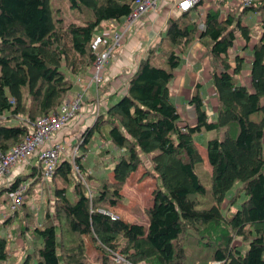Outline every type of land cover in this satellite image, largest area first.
<instances>
[{
	"label": "trees",
	"instance_id": "1",
	"mask_svg": "<svg viewBox=\"0 0 264 264\" xmlns=\"http://www.w3.org/2000/svg\"><path fill=\"white\" fill-rule=\"evenodd\" d=\"M132 1L67 0L81 16L77 22L55 15L50 0H0V151L21 141L41 116L57 110L73 78L78 81L92 70L93 34L101 23L127 15ZM251 12L258 14L257 38L240 20ZM234 13L221 19L218 10L208 9L201 30L195 7L176 17L167 15L159 41L144 50L122 95L84 129L74 143L78 147L73 158L63 157L47 181L40 163H34L0 186L1 197L25 180L26 192L32 184L53 182V212H43L40 224L21 222L33 244L18 264H113L105 257L107 248L116 249L120 239L118 250L133 264H264V0L241 6L237 18ZM194 38L208 43V57L219 63L209 81L216 99L214 116L208 117L202 84L195 82L186 100L194 110L190 122L169 86ZM237 38L240 50H249L248 84L237 76L244 56L228 60ZM160 53L163 62H155ZM104 124L110 143L119 149L110 177L88 154L92 138L103 137ZM206 131L216 134L201 143L210 169L208 198L200 179L203 154L198 145ZM143 157L157 186L144 209L145 227H132L112 207ZM236 183L239 190L228 194ZM101 203L111 206L106 208L116 219L98 210ZM17 210L0 226V264L9 256L5 227ZM85 236L102 256L89 259ZM236 237L246 243L244 250L234 243Z\"/></svg>",
	"mask_w": 264,
	"mask_h": 264
},
{
	"label": "rangeland",
	"instance_id": "2",
	"mask_svg": "<svg viewBox=\"0 0 264 264\" xmlns=\"http://www.w3.org/2000/svg\"><path fill=\"white\" fill-rule=\"evenodd\" d=\"M230 2L231 0H227ZM52 8L54 10L55 15L60 16L61 19L64 21H70V20H77L79 22L81 20L80 14H78L75 11H72L71 8L68 5L67 0H50ZM201 8L203 13L205 14V11L208 9L218 10L219 11V17L225 18L227 13H234L235 17L237 18L240 11H241V4L238 3V1H235L233 3H224L221 0H201L200 2ZM171 16L176 17L178 14L169 13ZM258 16L257 13H248L244 14L240 17V20L242 23L247 24L250 29V34L253 38H257V35L259 33V26L257 24L258 19L254 18L255 16ZM200 13H198V16L196 18L197 23L203 18H200ZM157 24V23H156ZM156 27V25L149 26L147 29L150 31V29ZM198 30H200L198 28ZM148 31V32H149ZM149 34V33H148ZM197 36V35H196ZM195 36V37H196ZM153 39L149 36V41ZM148 41V42H149ZM154 43H148L149 47H153L157 44V38L152 40ZM193 44V46H192ZM236 44V43H235ZM208 47L209 44H204L198 38H194L191 40V42L187 45L185 48V51L181 54V62L177 69L175 70V76L170 82V90H172V93L174 95V100L176 102V106L178 107L179 111H181L184 118L187 117V119L190 122L194 121V110L193 107L185 102L189 95L193 92V88L195 85V82H202L206 80V83L201 88V94L204 95L206 98V111L208 113L209 118H213V109L215 111L216 106V99L213 94H210L213 92V88L210 86V74L212 71L216 70L218 68L217 64L213 63L216 62L209 58L208 54ZM190 50H193L194 54L189 53ZM239 47L230 48L228 50V60L233 63V56L235 54H240L241 56H244V66L243 69L238 73L239 79H241L243 82L248 83V55L246 52H242V50ZM156 53V51H155ZM164 60V55L160 53V56L154 60L158 63H162ZM249 63V62H248ZM185 79V84L182 85V81ZM192 82L191 85L189 83ZM105 84L102 86L104 87ZM208 86V89H206ZM107 90L102 88V92H106ZM108 94V93H106ZM68 95H72L70 92ZM262 102L264 101V97L261 99ZM96 118H94L93 122ZM93 122L88 125L87 127L91 126ZM107 125L104 124L101 127V133L103 137H99L95 135L92 140L89 143V156L92 155L91 162L92 164H95L96 168H99V170H103L107 177H110L111 175V169L113 166V159L119 154V149L112 146V144L107 141L106 146L107 149L98 150V152H95V144H97L99 141H104V139H107ZM221 135V134H219ZM215 132L212 131H206L203 133V136L198 137V145L200 150L203 154V162L201 165V182L202 184L208 189L207 198L210 195L209 189H210V169L207 162V156L205 153V150L203 146L201 145L203 138H211L215 137ZM74 142V141H73ZM71 141V143H73ZM66 156V155H65ZM62 156V157H65ZM73 158V156L68 154V156ZM142 158V157H141ZM19 167V166H18ZM17 168V165L14 167ZM18 173L14 176L17 177L18 175L23 173V170L25 169L22 165L19 167ZM76 170V168H75ZM76 174L79 176L78 172L75 171ZM25 174V173H23ZM6 175L0 176V186L7 184L9 181L5 178ZM13 179V178H12ZM81 179V178H80ZM82 180V179H81ZM26 181V180H25ZM27 182V181H26ZM50 186L48 185H42V184H32V188L29 189L28 192L23 191V202L21 206L17 207V211L14 214V216L11 218L10 222L5 227V234L8 238V259L6 260V264H18L25 252L30 249L32 246V240L29 239L30 234L23 232L22 230V221H25L27 224H40L42 221V215L43 212L48 211L50 213L53 212V201H54V194H53V182L49 181ZM240 183H236L232 189L228 192V194H232L235 191H238V186ZM157 186L156 182V176L151 170L150 162L148 161V158L143 157L142 163L138 166V169L134 171L126 180L123 187L121 188L120 192L122 194V198L118 201L116 206L112 207L113 210H115V213L120 216V218L125 222L129 223L130 225H134L132 227H145V219L146 215L144 213V209L151 203V192L152 190ZM69 188L67 189V193H69ZM240 196H237L238 201L237 205L239 204V200L243 196L242 192L240 191ZM5 202V203H4ZM10 202V196L9 195H2L0 197V226L5 223V220L10 217V214L13 212L8 209V203ZM226 202V201H225ZM225 206V205H223ZM98 207H111L107 204L101 203V205H98ZM236 206H232L229 208L231 212L235 210ZM29 212L30 217L27 218L26 214ZM12 215V214H11ZM35 215V217H34ZM6 217V219H5ZM52 221L56 222L54 213L51 216ZM38 226V225H37ZM131 227V226H130ZM32 236V234H31ZM120 238V237H119ZM85 241V252L90 260H93L96 256V258H99V256H102V252L95 246L93 241L88 237H84ZM119 242V243H118ZM118 242L115 241V247L118 250V246L122 244V240L120 239ZM234 243L237 245L244 246L243 249L246 248V243L240 239V237H236ZM107 259L108 257L105 256ZM109 260V259H108Z\"/></svg>",
	"mask_w": 264,
	"mask_h": 264
},
{
	"label": "built area",
	"instance_id": "3",
	"mask_svg": "<svg viewBox=\"0 0 264 264\" xmlns=\"http://www.w3.org/2000/svg\"><path fill=\"white\" fill-rule=\"evenodd\" d=\"M201 0H133L130 11L120 20L110 19L100 24L99 31L92 36L90 43L91 50L95 53L92 63V70L80 77L81 91L68 95L56 111L41 116L30 126L28 133L23 139L12 145L7 151H0V176L10 173L13 167L22 165L25 169L30 165V159L40 163L42 179L47 181L53 174L62 156L71 153L74 156L78 144H70L68 137L57 139V134L68 127L75 119L83 103L84 92L90 85H94L96 93L103 81L104 69L111 58L113 51L118 48L125 38L132 35L135 27L145 21L149 15L161 9V6L170 8L174 14L196 8L197 14L201 11ZM253 0H238L244 6L252 4ZM204 27L202 19L198 22V28ZM152 39L149 41L151 42ZM154 43V42H151ZM235 47L238 42H235ZM81 135L78 136V139ZM77 139V140H78ZM76 140V141H77ZM70 145V146H69ZM72 145V146H71ZM69 148V153L66 150ZM12 180V179H10ZM10 182V181H9ZM9 182L7 184H9ZM27 182H21L12 189L8 195L10 202L8 208L13 210L23 202V191L27 188ZM23 190V191H22ZM98 210L108 214L111 220L116 216L109 212L106 207H99ZM107 257L113 264H133L119 250L107 248ZM142 264V263H136ZM210 264H219L218 261H211Z\"/></svg>",
	"mask_w": 264,
	"mask_h": 264
},
{
	"label": "crops",
	"instance_id": "4",
	"mask_svg": "<svg viewBox=\"0 0 264 264\" xmlns=\"http://www.w3.org/2000/svg\"><path fill=\"white\" fill-rule=\"evenodd\" d=\"M221 1L225 5V3H233L238 0H231L230 2H228L227 0H221ZM170 12H171L170 8L161 6V9L157 10L156 13L155 12L151 13L149 17L145 19V21H143L142 23H139L135 27L134 31L132 32V35L125 38L123 43L113 51L111 58L109 59V62L107 63L104 69L103 81H102V84L98 88V92L96 93V90H95L96 87L94 85H90L86 89V91L84 92V100L80 107V110L78 111L76 119L68 127L62 129V131L57 134L58 140H61L63 137L66 136L70 139L69 140L70 144L74 145L73 143L76 142V140L78 139V136L81 135L84 129H86V127L93 122L94 118H96V116L99 115L100 113H104L106 111V108L110 104L115 102L122 95V93L125 90L124 88H125L128 77L135 71L137 64H138V60L140 56L143 54L144 50H146V48L149 47L148 45L149 36L153 38L152 40L157 38V42L159 41L160 33L162 32L161 30H163L166 17L167 15H169ZM204 15L205 14L203 13V16ZM254 18L258 19V16L256 15ZM154 24L156 25V27L150 29L149 31L147 28ZM236 42L239 43L238 45H236V47L240 48L241 44L238 38ZM233 48H235V44ZM188 51L189 53L194 54L193 50H190V48ZM247 52H249L248 49L246 50V53ZM249 57L250 56L248 55L247 64H249L248 63ZM87 73H89V71ZM240 81L242 83L248 84L246 82H243L241 79ZM185 83H186L185 79H183L182 85H184ZM200 83L202 84V87H203L204 84L206 83V80H204L203 83L202 82ZM104 84L105 86L102 87ZM191 84L192 82L189 83V85ZM102 88L104 90L106 89L107 91L102 92ZM206 89H208V86ZM80 91H81L80 82L77 81L75 78H73V86H72L70 93L74 94ZM170 91L172 94V98L174 100V95L172 93V90ZM213 93L214 91L211 92L210 94H213ZM205 99L206 98L204 97V101ZM205 104H206V101H205ZM214 113L215 111L213 109V114ZM106 136H107V139H104V141H101V142L99 141L97 144H95V150H96L95 152H98V150H102L103 148L107 149L106 146L108 145L106 144V142L109 141L108 127H107ZM71 141L72 142L74 141V142L71 143ZM68 153H69V148H67L66 150V154ZM34 160L35 159L33 160L30 159V165L26 166L27 169H29L36 162ZM19 167H21V165ZM19 167L18 166L17 168L13 167L11 169L12 171L6 174L5 178L7 177L6 179L8 180L14 178V176L18 173L20 169ZM144 223L146 224V219Z\"/></svg>",
	"mask_w": 264,
	"mask_h": 264
},
{
	"label": "bare ground",
	"instance_id": "5",
	"mask_svg": "<svg viewBox=\"0 0 264 264\" xmlns=\"http://www.w3.org/2000/svg\"><path fill=\"white\" fill-rule=\"evenodd\" d=\"M79 158V157H78ZM79 165V164H78ZM91 165V164H90ZM88 166V165H87ZM82 167H84V166H82ZM92 167H94V166H92ZM85 168V167H84ZM83 168V169H84ZM194 169V168H193ZM91 172V171H90ZM94 172V171H93ZM98 174V173H97ZM95 175V174H94ZM232 217V216H231ZM241 231V230H240ZM244 233V232H243ZM242 238V237H241ZM249 244V243H248ZM196 249V248H195ZM244 250V249H243ZM209 253V252H208ZM215 257V256H214ZM240 258V257H239Z\"/></svg>",
	"mask_w": 264,
	"mask_h": 264
}]
</instances>
